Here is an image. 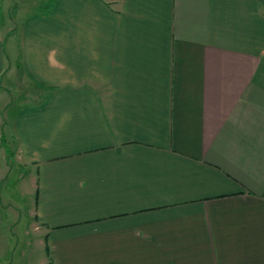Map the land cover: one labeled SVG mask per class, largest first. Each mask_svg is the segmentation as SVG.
Here are the masks:
<instances>
[{
    "label": "crops",
    "instance_id": "obj_1",
    "mask_svg": "<svg viewBox=\"0 0 264 264\" xmlns=\"http://www.w3.org/2000/svg\"><path fill=\"white\" fill-rule=\"evenodd\" d=\"M3 11L0 109L20 102L0 115V264L32 262L2 231L23 191L42 264H264V0Z\"/></svg>",
    "mask_w": 264,
    "mask_h": 264
},
{
    "label": "rangeland",
    "instance_id": "obj_2",
    "mask_svg": "<svg viewBox=\"0 0 264 264\" xmlns=\"http://www.w3.org/2000/svg\"><path fill=\"white\" fill-rule=\"evenodd\" d=\"M9 17L8 11L0 12V26H3L4 31H7L12 25ZM11 98L12 102L9 107L10 109L8 108L4 111L0 109V115L3 117V120L7 122L6 124H8L7 126L9 128L12 124L10 119L12 111L18 108L20 102V97L18 98L16 95ZM4 128L6 129V126ZM12 151H7V154L4 155L3 168L5 172H7V178L1 187L2 191H9L11 193H13L14 189L17 190L19 188L21 190L27 186V180L25 179L26 170L20 162L16 147H14ZM22 195V198L19 196L16 201L13 199V202L16 203L14 209L17 213L14 214L11 219L9 218V222H2V231L7 239L16 240L14 242V244H16L15 248H19L20 253L22 250L28 251L27 255L29 261H32L31 264H42L45 251L44 245L38 240L39 233L38 230H36L38 225L33 213L32 202L26 196V191H23ZM10 225H12L11 228H9Z\"/></svg>",
    "mask_w": 264,
    "mask_h": 264
}]
</instances>
